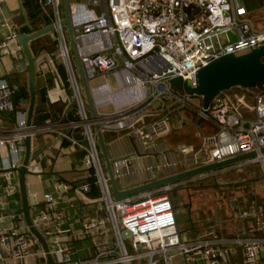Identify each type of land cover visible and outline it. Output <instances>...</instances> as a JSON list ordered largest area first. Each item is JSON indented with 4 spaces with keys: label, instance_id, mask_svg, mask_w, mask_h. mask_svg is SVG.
Instances as JSON below:
<instances>
[{
    "label": "built area",
    "instance_id": "1",
    "mask_svg": "<svg viewBox=\"0 0 264 264\" xmlns=\"http://www.w3.org/2000/svg\"><path fill=\"white\" fill-rule=\"evenodd\" d=\"M34 1L42 10L50 8L53 16V47L38 50L33 61L34 76L49 83L40 88V105L49 111L42 119L37 114L39 120L34 122L32 110L27 125L28 100H16L11 78L0 79V264H47V252L53 264H173L175 255L184 264L195 259L201 264H264L262 208L255 215L260 216L256 224L243 233L225 238L210 231L202 238L187 241L171 203L170 194L177 184L115 200L97 148V131L100 138L104 131L125 132L143 152L161 155L164 151L156 142L171 130L173 116L196 100L197 117L210 123L214 132L202 138L199 148L176 147L175 152L184 157V162L190 159L186 169L254 152L255 157L234 163L233 167L239 170L243 164H258L264 180V154L259 153L264 147V86L257 92L240 87L222 91L203 112L200 97L175 91L168 84L177 77L193 88L197 70L211 60L227 54L244 55L264 46V27L255 29L241 0H89L91 8L67 4L73 57L80 66L92 112L86 107L71 62L66 28L59 25L60 0ZM255 22L262 24L264 18ZM0 28L6 30L0 38L3 77L17 71L25 58L16 27L1 20ZM96 80L101 83L92 84ZM55 104L61 106L59 115L52 110ZM107 105L110 110L101 112ZM242 109L251 114L250 118L240 112ZM60 126L67 133L61 132ZM46 133H56V143L67 141L83 151L80 165L85 180L60 183L58 188L91 208L73 226L65 223L66 209L58 206L61 194L43 192L39 199L32 194L29 220L43 237L47 252L24 221L17 184L26 138L29 173L45 170L43 162L50 159L51 153L55 155L54 145L37 140ZM76 133L80 139L73 137ZM148 159L143 167L147 179L139 184L178 173L174 162ZM109 165L117 190L139 185L126 182L133 171L130 157H116L109 160ZM12 197L16 205L11 208ZM66 205L71 207L70 201ZM80 241L87 244L83 256L74 255V244ZM234 253L237 258L230 260Z\"/></svg>",
    "mask_w": 264,
    "mask_h": 264
},
{
    "label": "crops",
    "instance_id": "2",
    "mask_svg": "<svg viewBox=\"0 0 264 264\" xmlns=\"http://www.w3.org/2000/svg\"><path fill=\"white\" fill-rule=\"evenodd\" d=\"M67 4H85L89 8V0H66ZM242 3V0H241ZM34 6H31V2L27 0H3V2L0 3V16L3 17L1 20H5L8 22L11 26L16 27V29L19 28V31L21 28L25 27L23 26L25 21H31L32 18L34 19V15H30L29 13L31 10L35 8L36 11H38V15L41 16L44 20V24H42L39 20L33 22L31 24V29L28 30L26 33L19 32L20 34L23 35H28L34 31L40 30L45 27L51 26L53 22V16H52V10L50 8H46L45 10H42L38 4H36L35 1H33ZM243 5V4H242ZM20 6L22 7L23 14L19 11ZM244 7V5H243ZM245 8V7H244ZM58 14L60 19H63V8H62V3L60 0V5L58 7ZM5 15V16H3ZM19 24V25H18ZM18 25V26H17ZM26 28V27H25ZM6 30L0 28V38L1 35L5 33ZM55 37V32L52 30L49 33L45 34L44 36H41L35 40H37V46H33L34 48L31 47V54L34 56L38 50L40 49H45L47 51L51 50L53 45L50 42V40ZM34 41V40H33ZM31 41V42H33ZM30 42V43H31ZM29 45V44H28ZM75 61V60H74ZM76 64V63H75ZM5 66H7V63H4ZM76 66V65H75ZM75 74L77 77L78 84L82 87L81 80H80V74L77 70V67H75ZM1 69H0V75H1ZM34 83V82H33ZM36 85V84H35ZM35 88V87H34ZM28 100V99H26ZM86 107L88 108L87 102H86ZM195 107L197 108V105H195L193 108H186L183 109L179 112V114L174 115L172 119H176L178 117H190V113H195ZM43 108V115H45V112H48V108L45 106L40 105V98H37L36 96V102H34V117L32 118L33 121L35 122L36 120L38 121L39 118L42 119V117L39 116V118H36V110H41ZM194 109V110H193ZM52 110L56 115L61 112V106L59 105H53ZM89 110V108H88ZM89 115V113H88ZM195 116L197 117V114L195 113ZM198 118V117H197ZM149 119V118H145ZM199 119V118H198ZM197 119V121H198ZM53 118L50 119L52 121ZM143 121V120H142ZM173 121V120H172ZM201 122V121H200ZM174 123V121H173ZM205 125H209L207 130L211 131L210 129L213 128V126L210 123L203 122ZM197 125V122H196ZM207 127V126H206ZM61 132L67 133V130L64 127L59 128ZM116 133H122V132H111V131H104L101 135V140L104 145V149L106 152V156L108 160H112L116 157H130L132 159V167L133 171L132 174L128 177L127 181L128 184H139L145 179H147V173L143 169V167L148 163V157H152L154 160L157 162H160L163 159H166L170 162H174V171L179 172L186 167H188L190 164V159H186V162L184 157H182L180 154L175 152V149L177 146H190V145H184V144H178L175 146H171L165 141V136L162 137L164 139H159L156 142V146L161 149L163 154L158 155L157 153H153L152 151L147 150L146 152H143L139 146V144L133 140H131L125 132L122 133V135L126 136L129 138V148H128V153H120L114 154V150H111V156L109 157L106 146L105 144L112 143L116 136H114ZM212 134H209L207 136H210ZM56 133H46L43 135H39L37 137L38 141H41L43 145L48 146L49 144L54 145L53 151H55V155L51 153L50 159H46L45 162H43V167L45 170L41 171L40 173L34 174V173H27L25 175H29L31 177L33 176H50L51 178V185L50 187L47 188H39L38 184L33 182V181H25V176L24 175V182H25V188L27 191V194L30 196L31 200H33L32 194L35 195L37 199L40 198V195L43 192H49L52 195H57L61 194L58 206L61 208L66 209V221L65 223L72 224L73 226H77L79 222V216H84L85 212L88 213V211L91 209L90 205L84 204L80 199H77L76 197H72L70 193H61V190L58 188V184L60 183H70V184H78L81 183L85 180L84 178V171L82 170V167L80 165V160L84 157V153L82 150H78L68 144L67 141H62L56 143L58 137ZM112 136V138H111ZM64 144L62 145V143ZM193 147V146H191ZM97 148H98V154H99V161L102 166V170L105 174H107L106 168L103 163V158L101 155L100 147L97 141ZM195 148V147H193ZM199 148V145L196 147ZM195 148V149H196ZM205 155V151L201 154L200 158H202ZM188 163V164H187ZM234 164V163H233ZM233 164H229L208 172H204L202 174L198 175H193L175 182H172L174 184H177L175 188H179L176 190H189L191 186H189V182H203V181H213V184L211 183L210 188H214L216 185H218V182L215 183V179L217 175L220 173H226L227 172H232V171H238L233 167ZM248 164H243L239 171L241 169L247 168ZM49 171L53 172L52 174L49 173ZM49 179V178H48ZM239 184V186H236L235 189H237L238 192L240 193V196H233V197H228L226 194H224V198L217 199L216 202L214 203V206H212V217H202L198 218L196 217L193 221L191 222L188 229L190 232H184L185 234H182L183 237L189 241L190 239H194V237H204L210 231H214L215 229H218L217 234L218 237H225L229 238L231 237L234 233H243V231H246L247 229H250V227L254 226L257 222L258 216H255L256 213L262 208L264 211V196L262 195L259 196L256 193L254 194V190L252 193H250V201L254 205L253 207V212L250 214V208L244 207V203L242 200H245V191L247 190L246 188H252L255 189V184L253 181L246 182L245 180H242ZM230 183H224L225 188L223 189V193L226 192L227 187ZM194 186V185H193ZM207 186V185H205ZM58 188V189H57ZM57 189V190H56ZM92 192L94 193L95 187L92 188ZM263 192H264V185H263ZM188 196V194H186ZM191 195V194H189ZM240 197L242 198L240 200ZM16 198V197H15ZM10 204L9 206L12 208L16 204L14 202V197L10 198ZM70 201L71 207H67L66 201ZM227 202V204H225ZM189 208V207H188ZM80 209V211H79ZM194 210V214L196 216L202 215L201 211L196 212ZM254 213V214H253ZM91 214V213H89ZM188 221L190 220V217L188 216ZM87 244L84 241H80L78 243L74 244V249L75 253L74 255L77 256H83L85 253V248ZM237 253H234L229 259L235 260L237 258ZM231 262V261H229ZM173 264H177L176 262H173ZM179 264V263H178ZM184 264V263H181ZM188 264H201V261L199 259H195L192 262H189Z\"/></svg>",
    "mask_w": 264,
    "mask_h": 264
},
{
    "label": "water",
    "instance_id": "3",
    "mask_svg": "<svg viewBox=\"0 0 264 264\" xmlns=\"http://www.w3.org/2000/svg\"><path fill=\"white\" fill-rule=\"evenodd\" d=\"M62 8H63V19L59 21L60 26H64L66 28L67 38L71 45L72 52L73 50V38L70 31V26L68 22V14H67V3L66 0H61ZM32 6V3H31ZM33 7V6H32ZM23 16V10L20 6L19 10ZM33 13L35 15V19L31 21H25L24 25L28 30L31 29V24L34 21L39 20L42 24H44V20L41 16L38 15V11L33 9ZM53 30V26L45 27L40 30L34 31L28 35H23L19 33L18 31V42L21 47L22 53L25 58V66L23 67L21 73H26L27 76V91H28V108L26 113V124H30V119L32 115V110L34 107V100H35V94L36 90L34 89V74H33V61L34 56H32L28 44L41 37L45 34L49 33ZM74 54V53H73ZM74 60L76 63L77 70L80 74V80L82 84V88L84 91V96L88 105V108L90 112H92V104L88 95V92L86 90L85 82L83 79V76L81 74L80 66L78 64V61L76 57L74 56ZM264 46L259 47L257 49H254L250 51L247 54L240 55V56H233L231 54H227L224 56H221L217 59L211 60L208 62L205 66L199 68L196 72V84L195 87L191 88L188 87L185 82L181 81L179 78H172L168 81V84L171 89L175 91H179L188 95H195L200 97L201 99V109L204 112L207 108L208 104L211 102V100L220 92L228 90L233 87H240V88H255L257 90H262L264 86ZM18 74V71H12L3 77H0V79H6L7 81L9 78L13 75ZM69 119H72L71 116H68ZM200 118L197 121V124L200 123ZM97 131V128H96ZM75 139H80V136L76 133L73 135ZM97 139L98 144L100 147L101 155L103 158V163L107 171V175L110 182V188L112 191V196L115 200H120L126 197L127 195L147 190L153 187L157 186H163L168 183H172L193 175L202 174L204 172H208L229 164L237 163L244 161L245 159H250L255 157L254 152H250L247 154H242L235 157H230L227 159H223L218 162H213L210 164L202 165L199 167H193L190 169H186L183 171H180L178 173H175L173 175H169L167 177H163L151 182L142 183L139 185H135L133 187H130L125 190H117L115 182L113 180L109 160L106 156V152L104 149V145L102 143V140L98 134L97 131ZM81 144L84 145V141H81ZM24 145V153L21 161V165L18 168V193L20 197V204H21V210L23 212V218L28 226L30 232L38 239L40 242L43 250L47 252L46 243L41 236V234L31 225L29 220V205L32 203V200L30 196L27 194L26 188H25V182H24V175L29 173V171L26 169V165L28 162L29 157V140L26 138L23 142ZM260 154H264V147L259 150ZM49 173H53L49 171ZM189 207V203L187 204ZM264 222V219H263ZM127 233H122V236L126 235ZM262 255V254H261ZM47 257V264H53L52 259L50 255L46 254Z\"/></svg>",
    "mask_w": 264,
    "mask_h": 264
},
{
    "label": "rangeland",
    "instance_id": "4",
    "mask_svg": "<svg viewBox=\"0 0 264 264\" xmlns=\"http://www.w3.org/2000/svg\"><path fill=\"white\" fill-rule=\"evenodd\" d=\"M243 5H249L250 6V12H247V16L249 17L250 21L253 23L255 29H260L264 27V22L262 24H256V20L259 18H264V0H242ZM94 11L96 13H99V8L94 7ZM5 16V15H3ZM3 17L0 16V19ZM19 25V24H18ZM17 25V26H18ZM66 42L68 44L69 54L71 57L72 65L75 68V61L73 57V52L71 50V46L69 45V41L66 37ZM264 62V60H262ZM25 66V61H22L20 65H17V71L18 74L11 76V83L12 86L16 88L15 94H16V100L18 98L21 99H28V94H25L24 91L27 89V76L26 73H21L23 67ZM46 79H42L38 77L37 75L34 76V87L36 90V96L37 98L42 99V92L40 91V88H43L44 86H49V83ZM108 82L110 84L111 89H115V85L113 83V80L111 78L108 79ZM100 80H96L92 82V84H100ZM36 84V85H35ZM229 94H232L229 93ZM250 102L249 100H246V103ZM191 108H193L195 105H197L196 100H192L190 102ZM110 110V107L107 105L105 107L101 108V112H107ZM194 110V109H193ZM195 110L197 108L195 107ZM242 114H245L248 118H250L251 114L242 109L240 111ZM36 113L42 117L44 111L43 108L41 110H36ZM196 113V112H195ZM174 121H171V130L168 132V134L165 136V141L170 144L171 146L175 145H190L193 147H199L202 144V138L207 137L209 134H213L214 128H211L207 130L208 125L201 123L200 127L196 126V120L192 117H178L176 119H172ZM207 126V127H206ZM124 133V132H122ZM122 133H116L114 136L115 138L112 143L105 144L107 153L109 157L111 156V150H114V154H120V153H128V148L130 145L129 138L122 135ZM112 138V136H111ZM164 139V138H162ZM25 181H33L38 184L39 188H47L50 187L51 183V177L50 176H29L25 175ZM49 178V179H48ZM128 179V178H127ZM213 180V179H212ZM203 181V182H189V186L192 185V187L185 191V190H176L179 188H174L171 191L170 197H171V203L174 211V216L176 223L182 232V234H185L186 232H190L188 227L191 222H194L193 220L198 217H212V206H214V203L217 199L224 198V194H226L228 197L233 196H240L241 192H238L237 189H235L236 186H239L242 180H245L246 182L253 181L255 184V189L252 188H246L245 191V200H242L244 203V207L250 208V211L253 209L254 205L250 201V193L254 190V194L264 196L263 192V185L264 180L261 177V172L259 169L258 164H248L247 168L238 170L237 172H227L226 173H220L217 175L215 179V183L218 182V185H216L214 188H210L211 183L213 184V181ZM28 183V182H27ZM224 183H230L227 187L226 192L223 193V189L226 185ZM194 185V186H193ZM207 185V186H205ZM188 194V196L186 195ZM191 194V195H189ZM242 198L240 197V200ZM189 203V208L187 204ZM227 204V202H225ZM194 210L196 212L201 211L202 215L196 216L194 214ZM195 212V213H196ZM188 216L190 217V220L188 221ZM259 216V215H258ZM260 216L258 217V219ZM218 229H215V232H217ZM213 231V230H212ZM185 232V233H184ZM172 262H176L177 264L183 263L182 259L175 255L172 259Z\"/></svg>",
    "mask_w": 264,
    "mask_h": 264
},
{
    "label": "trees",
    "instance_id": "5",
    "mask_svg": "<svg viewBox=\"0 0 264 264\" xmlns=\"http://www.w3.org/2000/svg\"><path fill=\"white\" fill-rule=\"evenodd\" d=\"M22 1V0H21ZM27 1H29V2H31L32 3V5L34 6V4H33V1L34 0H27ZM243 4V3H242ZM244 7H245V10L247 11V12H250V6L249 5H245L244 4ZM34 10H36L35 8H34ZM30 15H34V13H33V11L31 10V12L29 13ZM34 19H35V15H34ZM43 19V18H42ZM32 20H33V18H32ZM35 22V21H34ZM28 31V29L27 28H25V27H23V28H21L20 29V31L19 32H22V33H26ZM37 46V40H34L33 42H31V43H29V45H28V48H29V50L31 51V47L32 48H34L33 46ZM250 90H252V91H256L257 92V90L255 89V88H251ZM24 93L25 94H28V91H27V89H26V91H24ZM17 96H16V94H15V98H16ZM41 99V98H40ZM40 102H42V99L40 100ZM41 104V103H40ZM190 117H192V118H194L195 120H196V122H197V117L195 116V113H190ZM201 123H202V121L199 123V124H197L196 126H198V127H200V125H201ZM209 126V125H208ZM64 144V142L62 143V145Z\"/></svg>",
    "mask_w": 264,
    "mask_h": 264
}]
</instances>
